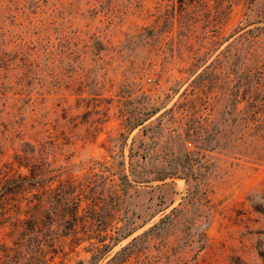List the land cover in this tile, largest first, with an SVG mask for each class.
<instances>
[{
  "label": "rangeland",
  "instance_id": "1",
  "mask_svg": "<svg viewBox=\"0 0 264 264\" xmlns=\"http://www.w3.org/2000/svg\"><path fill=\"white\" fill-rule=\"evenodd\" d=\"M23 142L61 179L122 162L131 185L130 237L49 264H111L145 232L124 264H264V0H0L1 162Z\"/></svg>",
  "mask_w": 264,
  "mask_h": 264
},
{
  "label": "trees",
  "instance_id": "2",
  "mask_svg": "<svg viewBox=\"0 0 264 264\" xmlns=\"http://www.w3.org/2000/svg\"><path fill=\"white\" fill-rule=\"evenodd\" d=\"M52 148L23 142L10 161L1 162L0 144V226L8 224L10 234L15 236L11 246L0 243V264H49L57 255H66L63 252L66 240L71 248L87 241L93 252L91 260H99L134 232L125 223L112 227L131 188L123 163H119L118 171L100 162L80 163L78 171L83 168L84 174L61 179L68 169L53 167L54 162L48 161ZM96 167L98 173L93 172ZM21 169L27 173L21 174ZM174 176L170 172L154 173L150 178L138 174L132 176V181L163 182ZM54 181L56 184L51 187ZM35 189L41 191L27 196ZM22 202L25 203L23 210ZM19 214L23 218H19ZM169 218L171 214L161 222ZM146 234L133 238L116 253L111 264H124L132 254L140 252L137 240Z\"/></svg>",
  "mask_w": 264,
  "mask_h": 264
}]
</instances>
